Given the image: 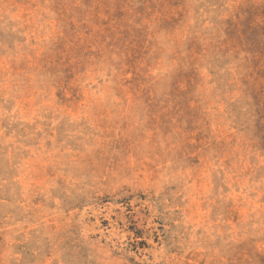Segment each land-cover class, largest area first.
Wrapping results in <instances>:
<instances>
[{"label":"rangeland","instance_id":"1","mask_svg":"<svg viewBox=\"0 0 264 264\" xmlns=\"http://www.w3.org/2000/svg\"><path fill=\"white\" fill-rule=\"evenodd\" d=\"M0 264H264V0H0Z\"/></svg>","mask_w":264,"mask_h":264}]
</instances>
